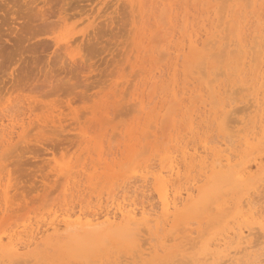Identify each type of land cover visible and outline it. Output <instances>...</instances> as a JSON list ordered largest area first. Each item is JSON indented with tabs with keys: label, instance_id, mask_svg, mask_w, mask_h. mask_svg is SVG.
<instances>
[{
	"label": "rangeland",
	"instance_id": "obj_1",
	"mask_svg": "<svg viewBox=\"0 0 264 264\" xmlns=\"http://www.w3.org/2000/svg\"><path fill=\"white\" fill-rule=\"evenodd\" d=\"M250 1L0 0L2 242L7 241V236L17 235L23 240L29 229L41 231L56 217L61 219L67 214L72 219L78 214L85 217L113 209L117 203L144 207L157 222L141 227L134 243L127 242L119 230L100 238L60 236L49 241L43 238L21 251L19 259L32 256L21 261L25 264H185L189 258L191 264H242V261L258 264L255 257L260 260L264 253V227L261 229L257 221L264 218V183L260 181L264 179V143L261 142L264 141V47L259 52L264 40L255 35L260 34L256 30L261 28L259 36L264 39V17L260 16L264 12V0ZM255 3L257 7L253 8ZM196 38H200V43L198 39L197 44L192 41ZM204 44H208L206 50ZM250 45L255 47L253 53ZM239 47L244 54L237 52ZM255 53L256 58H252ZM250 58H255L256 63L249 62ZM236 65H240L238 69ZM252 101L256 105L250 106ZM211 102L219 105L211 107ZM228 106L231 115L225 109ZM258 106L262 111L259 110L260 118L256 114ZM239 128L242 131L237 132ZM215 147L231 154L230 164L237 163V166L232 163L231 171L244 164L251 165L243 183L238 184L228 173L210 169ZM173 159L181 178L173 177L169 183L174 185L175 178L173 187L179 188L185 198L165 220L153 176ZM185 188L194 194L188 200ZM244 196L247 198L244 203L249 198L253 204L251 211L243 203ZM258 205L263 209L257 208ZM241 207L247 208V216ZM254 209H260V214ZM212 221L215 222L211 224ZM239 221L243 226H257L259 230L254 227L253 232L262 233V237L254 236L256 241L251 243L255 234L251 235L247 255L245 249L240 251L244 252L242 256L239 251L235 256L232 252L229 256L235 258L234 262L222 263L211 256L213 246L207 242L215 236L229 237V231L237 228ZM180 226L185 229L179 232L175 228ZM201 229L205 233L201 234ZM171 231L174 233L169 235ZM195 234L197 237L192 240ZM144 238L150 247L147 243L141 246ZM191 241L193 248L188 249ZM250 243L257 245L256 248ZM177 258L183 262H176ZM2 260L0 264L11 263ZM259 264H264V258Z\"/></svg>",
	"mask_w": 264,
	"mask_h": 264
},
{
	"label": "bare ground",
	"instance_id": "obj_2",
	"mask_svg": "<svg viewBox=\"0 0 264 264\" xmlns=\"http://www.w3.org/2000/svg\"><path fill=\"white\" fill-rule=\"evenodd\" d=\"M205 1V0H204ZM250 1V0H249ZM251 2V1H250ZM250 2H248V6H250L249 5V3ZM256 2H257V0H256ZM259 2V1H258ZM263 2V1H262ZM260 3V2H259ZM137 4V3H136ZM253 4V3H252ZM257 3H255L254 4V7L253 8H256L255 7V5H256ZM259 5V4H258ZM262 5V4H261ZM260 5V6H261ZM264 5V4H263ZM264 7V6H263ZM258 9V8H257ZM254 10V9H253ZM261 11H262V9H261ZM257 12V11H256ZM255 12V13H256ZM259 12V11H258ZM167 13V12H166ZM264 13V12H263ZM262 13V14H263ZM230 14V13H229ZM260 15V16H262V17H264L263 15ZM141 15V14H140ZM139 15V16H140ZM258 15V13H256V16ZM242 16V15H241ZM259 16V15H258ZM239 17V16H238ZM254 17V16H253ZM158 18H159V16H158ZM255 19H257L256 17H255ZM259 20H260V18H259ZM258 20V21H259ZM257 21V20H256ZM257 21V22H258ZM262 21V20H261ZM257 22L255 23V25L257 24ZM259 23V22H258ZM259 24H261V22L259 23ZM264 24V23H263ZM247 25V24H246ZM246 25H245V27H246ZM262 25V24H261ZM261 25H259L260 27H261ZM241 27H242V25H240ZM244 26V25H243ZM257 26V25H256ZM263 26V25H262ZM256 28V27H255ZM240 29H242V28H240ZM246 29H247V27H246ZM260 29L261 28H258L256 31L258 32V30H259V32H258V34L259 35H261V32H260ZM263 30V29H262ZM261 30V31H262ZM153 31H156V30H153ZM238 31H239V29H238ZM246 31V30H245ZM244 31V32H245ZM253 32H255V30L253 29L252 30ZM242 32V31H241ZM257 32H255L256 34H257ZM239 33V32H238ZM263 33H264V31H263ZM240 34V33H239ZM246 34V33H245ZM244 34V35H245ZM248 34H251V33H248ZM242 35V34H241ZM241 35H240V37H241ZM254 35V34H253ZM252 35V37L253 38H255L254 36ZM259 35H255V36H257L260 40H264V39H261V36H259ZM264 35V34H263ZM262 35V38H264V36ZM238 36V35H237ZM251 36V35H250ZM192 37V36H191ZM239 37V36H238ZM239 37V38H240ZM252 37H250V39H248V41L249 40H251V38ZM256 37V38H257ZM189 38H190V35H189ZM188 38V39H189ZM247 38H249V37H247ZM255 38V39H256ZM198 38H196L195 40H192V41H195L196 42V44H197V40ZM200 39V38H199ZM199 39H198V41H199ZM245 39H246V36H245ZM255 39H253L255 42H257L259 39H257V41L255 40ZM247 40V39H246ZM237 41H238V39H237ZM239 41H240V39H239ZM242 41V40H241ZM252 41V40H251ZM251 41H249V42H251ZM214 42V41H213ZM254 42V43H255ZM261 42V41H260ZM259 42V43H260ZM199 43H200V41H199ZM206 43H207V41H206ZM209 43V42H208ZM239 43V42H238ZM241 43V42H240ZM239 43V44H240ZM262 43V45H264L263 44V42H261ZM194 44V43H193ZM239 44H238V46H239ZM251 44V43H250ZM257 43H255L254 45H256ZM70 45V44H69ZM208 44H204V45H202V46H204V49H205V46H207ZM241 45V44H240ZM245 45H247V44H245ZM254 45H250L249 47H250V51L253 53L254 51H255V47H254ZM258 45V44H257ZM261 44H260V46L259 47H261V48H259L258 46L256 47V48H259L258 50H259V52H261L262 53V47H264V46H262ZM241 46H243V45H241ZM190 46L188 45V48H189ZM213 47V46H212ZM253 47V48H252ZM182 49V48H181ZM190 49V48H189ZM239 49H240V47H239ZM238 49V50H239ZM243 49V48H242ZM242 49H240V51H237L238 53L239 52H241V54L243 53L244 54V52H243V50ZM184 50V49H183ZM202 50V49H201ZM206 50V49H205ZM242 50V51H241ZM254 50V51H253ZM257 50V49H256ZM258 50H257V54H258ZM182 51V50H181ZM190 51V50H189ZM232 51V50H231ZM180 52V51H179ZM251 53V54H252ZM260 53V54H261ZM180 54V53H179ZM184 54V53H183ZM249 54V53H248ZM250 54V55H251ZM264 54V53H263ZM178 55V54H177ZM246 55V54H245ZM250 55H248V56H250ZM254 55H256V53L255 54H253L251 57L253 58V56ZM204 56V55H203ZM241 56V55H240ZM258 56H260V55H258ZM258 56H257V58H258ZM263 56V55H262ZM178 57H179V55H178ZM255 57V56H254ZM240 58V57H239ZM245 58V57H244ZM247 58V57H246ZM256 58V57H255ZM255 58L252 60L251 58L249 59V62H250V60L251 61H254L255 63H256V61H255ZM264 58V57H263ZM201 59H204V57H201ZM256 60H258V59H256ZM258 61H260V60H258ZM264 61V60H263ZM239 62H241L240 60H239ZM261 62V61H260ZM264 63V62H263ZM175 64V63H174ZM259 64H261V66H262V63H259ZM258 64V65H259ZM254 65V64H253ZM253 65H251V71L253 70L252 69V67H253ZM237 66V65H236ZM240 66V65H239ZM239 66H237L236 68L238 69V67ZM244 67H246L245 65H244ZM175 69V68H174ZM174 69H173V71H174ZM248 69V68H247ZM255 69H256V67H255ZM233 70V69H232ZM249 70V69H248ZM257 70H259L258 68H257ZM152 71V70H151ZM242 71H244V70H242ZM246 71V70H245ZM248 72V71H247ZM258 72V71H257ZM241 73V72H240ZM244 73V72H243ZM251 74H253V73H255V71L252 73V72H250ZM261 73V72H260ZM240 75V77H241V74H239ZM260 75V74H259ZM264 75V74H263ZM154 76V75H153ZM243 76H244V74H243ZM154 77H156V76H154ZM237 77V76H236ZM151 78V77H150ZM238 78V77H237ZM236 79V78H235ZM250 79V78H249ZM251 79H252V77H251ZM237 81H238V79H236ZM240 81V80H239ZM249 81H251V80H249ZM254 81V80H253ZM264 81V79L262 80V82ZM228 82V81H227ZM231 82H232V80H231ZM259 82H260V80H259ZM258 82V83H259ZM221 83V82H220ZM226 83V82H225ZM175 84H176V82H175ZM234 84V83H233ZM263 84V83H262ZM226 85H228V83H226L224 86H226ZM182 86V85H181ZM214 86H217V85H214ZM229 86H232V85H229ZM209 89H210V87L209 86H207ZM227 87L228 86H226V88H225V93H226V91H227ZM163 88V87H162ZM213 88V87H212ZM216 88V87H215ZM214 88V89H215ZM246 88V87H245ZM250 88V87H249ZM257 88V87H256ZM147 89V88H146ZM171 89H173V88H171ZM190 89V88H189ZM221 89V88H220ZM224 89V88H223ZM177 90V89H176ZM161 91V90H160ZM173 92H174V95H175V90H172ZM191 91V90H190ZM257 91V90H256ZM254 92H255V90H254ZM180 93V92H179ZM212 94H213V92H211ZM184 94H186V93H184ZM211 94V96H213ZM222 94H223V92H222ZM178 95V94H177ZM217 96V95H216ZM253 97H255L254 95H252V100H253ZM180 98V97H179ZM178 98V99H179ZM215 98V97H214ZM224 98H226V97H224ZM260 98H261V96H260ZM177 99V100H178ZM190 99H191V97H190ZM227 99V98H226ZM256 99H257V97H256ZM264 99V98H263ZM173 100V99H172ZM215 99H213V101H214ZM257 100H260V99H257ZM262 100V99H261ZM260 100V101H261ZM212 101V100H211ZM217 101V100H216ZM219 101H221L222 102V100H219ZM219 101H217L218 103H219ZM254 101V100H253ZM253 101H252V104L250 105V106H254V105H256V103L254 104L253 103ZM256 101V100H255ZM173 102H174V100H173ZM201 102H204L203 100H201ZM215 102V101H214ZM214 102H211L212 104L211 105H213V103ZM220 102V103H221ZM263 102V101H262ZM261 102V103H262ZM197 103V102H196ZM217 103V104H218ZM227 103V102H226ZM225 103V104H226ZM232 103V102H231ZM258 103V102H257ZM216 104V103H215ZM214 104V105H215ZM216 104V106H218ZM224 104V105H225ZM264 104V102L262 103V105ZM175 105V104H174ZM192 105V104H191ZM214 105L213 106H211V107H214ZM259 105H261V104H259ZM226 106V105H225ZM224 106V107H225ZM230 107H231V105H230ZM229 106H228V108H225V109H227L228 110V113L227 114H229V112H230V110H229V108H230ZM248 107V106H247ZM259 107V106H258ZM258 107H257V110H258V113H256V114H258L259 115V113L260 112H262L261 111V109H260V107H259V109H258ZM264 107V106H263ZM184 109H185V107H183ZM232 108V107H231ZM230 108V109H231ZM249 108H251V107H249ZM187 109V108H186ZM185 109V110H186ZM252 109H253V107H252ZM187 110H189V109H187ZM240 110V109H239ZM256 110V109H255ZM256 110V111H257ZM259 110H260V112H259ZM208 111V110H207ZM225 111V110H224ZM233 111V110H232ZM252 111V110H251ZM250 111V112H251ZM263 111H264V108H263ZM203 112H205V111H203ZM197 113H199V111L197 112ZM210 113V112H209ZM223 113V112H222ZM264 113V112H263ZM208 114V113H207ZM221 114V113H220ZM261 114V113H260ZM8 115V114H7ZM199 115V114H198ZM226 115V112H225V114H224V116ZM229 115H231V114H229ZM212 116V115H211ZM260 116L261 115H259L258 117L260 118ZM186 117V116H185ZM198 117V116H197ZM205 117H206V115H205ZM205 117H204V119L203 120H206L207 119V117H206V119H205ZM213 117V116H212ZM211 117V119L213 120V118ZM255 117V116H254ZM194 118V117H193ZM217 118V117H216ZM224 118H226V117H223V119ZM227 119V118H226ZM243 119V118H242ZM256 119V118H255ZM15 120H16V118H15ZM23 120V119H22ZM22 120H21V122H22ZM153 120V119H152ZM185 120H187V117H186V119ZM214 120H215V118H214ZM228 120V119H227ZM262 120V119H261ZM19 121V120H18ZM201 121H202V118H201ZM207 121V120H206ZM206 121H205V123H206ZM224 121V120H223ZM247 121V120H246ZM186 122V121H185ZM208 122V121H207ZM249 122H251V121H249ZM151 123V122H150ZM226 124V120H225V122H223V124ZM241 123V122H240ZM248 123V122H247ZM222 124V125H223ZM242 125L244 124L243 122L241 123ZM252 125V124H251ZM14 126H15V124H14ZM39 127H40V124L38 125ZM194 126V125H193ZM224 126V125H223ZM222 126V127H223ZM259 126V125H258ZM257 126V127H258ZM216 127V126H215ZM256 127V128H257ZM7 128V127H6ZM19 128H20V126H19ZM199 128V127H198ZM225 128V127H224ZM241 128V127H240ZM240 128L237 130L236 129V131L238 132L239 130H240ZM243 128V127H242ZM245 128V127H244ZM195 129V128H194ZM221 129H223V128H221ZM177 130V129H176ZM192 130V129H191ZM260 130V129H259ZM1 131V130H0ZM240 131H242V130H240ZM239 131V132H240ZM237 132H235V133H237ZM248 132V131H247ZM249 132H250V129H249ZM259 132V131H258ZM200 133V132H199ZM3 134V133H2ZM8 134V133H7ZM241 134L242 133H240V135L239 136H241ZM248 134H250V133H248ZM259 134V133H258ZM10 135V134H9ZM180 135V134H179ZM178 135V136H179ZM236 135V137H237V135L238 134H235ZM244 135H246V134H244ZM257 135V134H256ZM247 136V135H246ZM174 137V136H173ZM242 137V136H241ZM259 137V136H258ZM262 137V136H261ZM261 137H259V138H261ZM11 138V137H10ZM21 138V137H20ZM179 138V137H178ZM173 139V138H172ZM196 139V138H195ZM248 139V138H247ZM255 139V138H254ZM262 139H264L263 137H262ZM221 140V139H220ZM223 140V139H222ZM240 140H242V139H240ZM253 140V139H252ZM12 141V140H11ZM10 141V142H11ZM173 141V140H172ZM183 141V140H182ZM186 141V140H185ZM212 141V140H211ZM210 141V142H211ZM214 141V140H213ZM238 141V140H237ZM236 141V142H237ZM246 141V140H245ZM179 142V141H178ZM191 142H193V140L191 141ZM201 142V141H200ZM205 142V141H204ZM216 142H218V141H216ZM248 142H249V140H248ZM262 143H264V141L262 140L261 141ZM182 143V142H181ZM184 143V142H183ZM182 143V144H183ZM190 143V142H189ZM194 143V142H193ZM203 143V142H202ZM207 143V142H206ZM208 143H209V141H208ZM222 143V142H221ZM241 143V142H240ZM250 143V142H249ZM4 144H7V143H4ZM167 144V143H166ZM175 144V143H174ZM174 144L172 145V146H174ZM203 144H205V143H203ZM227 144V143H226ZM237 144H238V142H237ZM242 144H243V142H242ZM241 144V145H242ZM246 144V143H245ZM257 144V143H256ZM9 145H11V144H9ZM188 145V144H187ZM210 145V148H211V146H212V148H213V145H211V144H209ZM221 145V144H220ZM220 145H218V146H220ZM244 145V144H243ZM242 145V146H243ZM8 146V145H7ZM170 146V145H169ZM205 146V145H204ZM204 146H201V147H203V149H204ZM217 146V147H218ZM225 146V145H224ZM245 146V145H244ZM252 146V145H251ZM258 146V145H257ZM264 146V145H263ZM10 147V146H9ZM200 147V146H199ZM217 147H215V150H214V152L213 153H211L212 154V160H211V163H210V169L212 170V171H216V172H224V174H229L230 175V177H232L233 179H234V181L235 182H237L238 184H241V183H243L244 181H245V179H246V177L248 176V174H249V172H250V169H251V165L250 164H244L243 166H241V164H239V166H241V167H238L239 169H236V170H234L233 169V171H231V168H232V163H234V162H232L231 164H230V162H231V158H230V155L231 154H229L228 155V152H227V154L226 153H223V150L222 149H220V148H217ZM227 147V146H226ZM225 147V148H226ZM238 147V146H237ZM241 147V146H240ZM5 148H7L8 149V147H5ZM5 148H3V149H5ZM189 148V147H188ZM193 148V147H192ZM206 148H207V146H206ZM217 148V149H216ZM229 148H231V147H229ZM243 148V147H242ZM259 150H260V148H258ZM197 150H199V149H197ZM243 150V149H242ZM242 150H241V152H242ZM263 150H264V148H263ZM206 151H207V149H206ZM237 151V150H236ZM258 151V150H257ZM253 152H255V151H253ZM259 152V151H258ZM258 152H256V154L258 153ZM200 153V152H199ZM234 153V152H233ZM173 154V153H172ZM183 154L185 155L186 154V151H183ZM202 154V153H201ZM208 154V153H207ZM256 154H255V156H256ZM260 154V153H259ZM204 155H205V152H204ZM203 155V156H204ZM233 155V154H232ZM240 155V154H239ZM244 155V154H243ZM252 156L254 155V154H251ZM241 156V155H240ZM240 156H237L238 158L240 157ZM255 156L253 157V159L255 160ZM264 156V155H263ZM263 156H259V157H263ZM235 157V156H234ZM203 158V157H202ZM201 158V159H202ZM247 158V157H246ZM252 158V157H251ZM264 158V157H263ZM165 159H166V157H165ZM200 159V158H199ZM198 159V161H200ZM207 159H209V158H207ZM251 160V159H250ZM166 161H168V160H166ZM187 161V160H186ZM237 161V160H236ZM259 161V160H258ZM161 162V161H160ZM144 163V162H143ZM167 163V162H166ZM198 163V162H197ZM202 163H204V160L202 161ZM238 163H240L239 161H238ZM263 163V162H262ZM209 165V164H208ZM234 166H237V163H234ZM163 167H164V165H163ZM198 167H201V165L200 166H198ZM195 168V167H194ZM202 168V167H201ZM201 168H199V169H201ZM198 169V168H197ZM198 169V170H199ZM195 170V169H194ZM208 170V169H207ZM253 170V169H252ZM180 171H179V167H178V164L177 163H174V159L173 160H169V162L167 163V165L165 164V167H164V170H160L158 173H156V174H154V176L153 175H151V176H153V179H154V183L156 184V187H155V189H156V193H157V197H158V201H159V205H160V208H161V216L162 217H164V219L165 220H167V218L168 217H170L169 215L171 214V213H173V212H176L177 210H178V208H179V205L180 204H183V202H184V198H185V196L183 195V193L181 192V190L179 189V188H174L173 186L175 185V178H174V185L172 184V183H169V182H171L172 180H171V178H173V177H179L180 176V173H179ZM192 172V171H191ZM194 172V171H193ZM154 173V172H153ZM228 176V175H227ZM150 178H152V177H150ZM180 178H181V176H180ZM179 178V179H180ZM182 178H183V176H182ZM204 178V177H203ZM211 178H212V176H211ZM177 180V179H176ZM202 180V179H201ZM201 180H199V182L201 181ZM256 180V179H255ZM254 180V181H255ZM137 181V180H136ZM196 181H198V180H196ZM195 181V182H196ZM261 182H263L264 183V179L263 180H260ZM257 182V181H256ZM114 183V182H113ZM153 183V184H154ZM191 183V182H190ZM198 183V182H197ZM252 184V183H251ZM254 184V183H253ZM257 184V183H256ZM256 184H254V185H256ZM115 185V184H114ZM189 185V184H188ZM193 185V184H192ZM262 185V184H261ZM125 186H127V185H125ZM125 186L123 187V188H125ZM135 186V185H134ZM139 185H137V187H138ZM258 187L260 186V184H258L257 185ZM263 186V185H262ZM182 187V186H181ZM256 186H254V188H255ZM130 188V187H129ZM140 188V187H139ZM190 188V187H189ZM188 188V189H189ZM184 189V188H183ZM187 188H185V193L184 194H186V199L188 198H191L192 196L191 195H194V194H191V192H190V190H188ZM237 189H238V187H237ZM260 189H261V186H260ZM259 189V190H260ZM110 190V189H109ZM256 190H258V189H256ZM114 191V190H113ZM192 191V190H191ZM248 191V190H247ZM252 193H253V189H251L250 190ZM249 191V192H250ZM262 191V190H261ZM111 192H112V190H111ZM129 192V191H128ZM254 192H256V191H254ZM258 192V191H257ZM262 192H264V191H262ZM110 193V192H109ZM142 193V192H141ZM155 193V192H154ZM193 193V192H192ZM232 193V192H231ZM237 193V192H236ZM245 193H246V191H245ZM251 193V195L253 196V194ZM261 193V192H260ZM136 194V193H135ZM229 194V193H228ZM249 195H250V193H248ZM248 194L246 195L247 197H248ZM127 195V194H126ZM139 195H141V194H139ZM156 195V194H155ZM264 195V194H263ZM109 194H108V199H109ZM223 196V195H222ZM251 196V197H252ZM258 196H259V193H258ZM260 196H262V194H260ZM242 197V196H241ZM250 197V196H249ZM253 197H257V196H253ZM252 197V198H253ZM263 197V196H262ZM216 198V197H215ZM222 198V197H221ZM233 198V197H232ZM125 199V198H124ZM187 199V200H188ZM209 199H210V196H209ZM220 199V198H219ZM225 198L223 197V200H224ZM240 199V198H239ZM243 199V203L247 200V198H245V196H244V198H242ZM245 199V200H244ZM257 199V198H256ZM262 199V198H261ZM215 200V199H214ZM227 200V199H226ZM258 200V199H257ZM102 201V200H101ZM139 201V200H138ZM225 201V200H224ZM242 200H240V202H241ZM248 201L250 202V200H249V198H248ZM98 202V201H97ZM140 202V201H139ZM209 203L211 202V201H208ZM232 202V201H231ZM249 202H247V203H244L245 205H248L249 207V211H251L250 209L252 208L251 206H253V204L251 205ZM255 202V201H254ZM253 202V203H254ZM258 202V201H257ZM117 203V202H116ZM220 203V202H219ZM219 203H217V204H219ZM221 203H223V201L221 202ZM111 204V203H110ZM212 204V203H211ZM216 204V205H217ZM236 204H237V202H236ZM241 204H242V202H241ZM240 204V206H243V204L241 205ZM254 204H258V203H254ZM95 205V204H94ZM222 205V204H221ZM244 205V206H245ZM260 206H262L261 204H259ZM258 205V206H259ZM132 206V205H131ZM131 206H128V205H126V204H120V203H117L115 206H114V208L113 209H105L104 211H102V212H100V213H97V212H94V213H91L89 216H85V217H83L82 215H80V214H78V215H76V217L74 218V219H72L71 218V214H67L65 217H63V218H61V219H57V217L55 218V219H52L51 221H49L48 223H46V226H45V228L43 229V230H35V229H29L28 231H27V233L25 234V238L23 239V240H21V237H18V235L17 236H7V241L6 242H2V238L0 237V258H3V260H5V261H9V262H13V264L15 263V264H19V263H23V264H25V261H21L20 259L21 258H23V257H21L20 259H19V256L20 255H22L21 254V251L22 250H24V249H26V248H29L31 245H33L34 243L36 244L37 243V241L38 240H40V239H43L44 238V240H45V238H46V240L47 241H49L50 239H51V237H53V238H55V239H58L60 236L61 237H87V236H90V237H93V238H100V237H106V236H108V235H110L113 231H115V230H119L123 235H124V237L126 238V241L127 242H130V243H134V242H136V239H137V237H136V235H138L137 234V232L138 231H140V228L141 227H144V226H149V223L152 221V222H154L156 225H157V222L154 220L153 221V219H151L150 218V216H151V212L149 211V210H146L144 207H140V208H137V207H131ZM208 206H209V204H208ZM231 206H232V203H231ZM230 206V207H231ZM239 206V207H240ZM255 206H257V205H255ZM257 207V208H260L261 210L263 209V208H261V207ZM207 207V206H206ZM226 207V206H225ZM229 207V208H230ZM235 207H236V205H235ZM235 207H234V209H235ZM239 207H237V209L239 208ZM96 208V207H95ZM157 208V207H156ZM198 208V207H197ZM203 209L205 208V207H202ZM208 208V207H207ZM216 208H217V206H216ZM241 208H244V207H241ZM253 208H256V207H253ZM256 208V209H257ZM220 209V208H219ZM236 209V210H237ZM245 209V210H244ZM243 209V214L245 213V215H246V213L248 212L246 209L247 208H244ZM259 209V210H260ZM212 210H213V206H212ZM258 210V211H259ZM205 211H206V209H205ZM209 211H211V210H209ZM247 211V212H246ZM254 211H256V212H258L257 210H255L254 209ZM254 211H252V214H251V212L249 213L250 215H252V217L254 218ZM89 212H91V211H89ZM223 212V211H222ZM231 212H233V210L231 211ZM230 212V213H231ZM240 212V211H239ZM255 212V213H256ZM260 212V211H259ZM258 212V214H260ZM262 212V211H261ZM217 213V212H216ZM224 213V212H223ZM263 213H264V210H263ZM262 213V214H263ZM88 214V213H87ZM208 214V213H207ZM211 214V213H210ZM218 214H219V212H218ZM221 214V213H220ZM226 214H227V212H226ZM240 214V213H239ZM215 215V214H214ZM236 216H237V214H236ZM240 216V215H239ZM242 216V215H241ZM247 216V215H246ZM249 216V215H248ZM258 217L260 216V215H257ZM257 216H255V217H257ZM262 216V215H261ZM264 216V215H263ZM59 217V216H58ZM201 217V216H200ZM224 217V216H223ZM243 217H244V215H243ZM52 218V217H51ZM216 218V217H215ZM238 218V217H237ZM250 218V217H249ZM219 219V218H218ZM217 219V220H218ZM239 219V218H238ZM251 219V218H250ZM256 219V218H255ZM255 219H253V220H255ZM257 219H259V218H257ZM217 220H215L216 222H217ZM241 220H242V217H241ZM245 221L247 220V218L246 219H244ZM259 220H261V219H259ZM259 220H257L259 223V227L262 229V227H264V218H262V220L261 221H259ZM208 221V223H209V220H207ZM214 221V222H215ZM230 221V220H229ZM228 221V222H229ZM243 221V220H242ZM251 221V220H250ZM256 221V220H255ZM192 222V221H191ZM213 221L211 222V224L212 223H214ZM179 223V222H178ZM189 223V222H188ZM195 223V222H194ZM208 223H206L207 224V226L209 225ZM218 223V222H217ZM238 224H239V226H237V228H235L234 230H232V231H229L230 233H231V235L228 237L225 233V235L227 236V237H222V238H216V236H215V239H213V240H211V241H208L207 242V245H210V246H213L212 247V249L210 250V254H211V256L213 257V258H216V259H219V261H221L222 263H226L227 261H228V263H230L229 261H233L234 262V260H235V258H232V256H229L232 252V255H234L235 256V254L236 255H238V251H239V254L242 256V254L245 252V254L244 255H247V250H246V248L248 249V247H247V244H248V237H251V235H253V234H255V235H253V237H252V239H253V241H251V243L253 242L254 243V240L256 241V237L257 236H259V234L260 233H257V232H253V230L255 229L254 227H256V229L258 228L257 226H251V224L250 225H245V226H243L244 224H243V222H242V224H240L241 223V221H239V222H237ZM255 223V222H254ZM206 224H204V225H206ZM37 225V224H36ZM160 225V224H159ZM181 225V224H180ZM191 225V224H190ZM200 225V224H199ZM229 225V224H228ZM227 225V226H228ZM243 226V227H241V226ZM253 225V224H252ZM166 226V225H165ZM201 226V225H200ZM207 226H205L204 228H206ZM235 226H236V223H235ZM29 227V226H28ZM161 227V226H160ZM181 227L182 226H180V227H178V228H175V229H178V231L180 232V230L182 231V230H184L185 228H183L182 227V229H181ZM234 227V226H233ZM145 228V227H144ZM180 228V229H179ZM188 228V227H187ZM222 229V228H221ZM224 229H226V228H223V230ZM228 229V228H227ZM189 230V229H188ZM194 230V229H193ZM257 230H259V228L257 229ZM50 231V232H49ZM61 231H64V233H63V235H60L61 234ZM201 231H202V233L201 234H203V233H205V231H203L202 229H201ZM49 232V233H48ZM142 232H146L145 230L143 231L142 230ZM191 232V231H190ZM219 233H220V231H218ZM217 232V233H218ZM228 232V231H227ZM228 232V233H229ZM260 232V231H259ZM174 233V231L172 232H169V235H172V234ZM197 233V232H196ZM221 233H223V232H221ZM146 234V233H145ZM163 234V233H162ZM166 235H167V233H165ZM187 234H189V233H187ZM190 234H192V233H190ZM189 234V235H190ZM200 234V235H201ZM197 234H195L194 236H192V240H193V238L196 236ZM199 235V236H200ZM262 235V233L260 234V236ZM3 236V235H2ZM140 236H143V235H140ZM162 236V235H161ZM161 236H160V238H161ZM220 236V235H219ZM222 236V235H221ZM254 236H256V237H254ZM263 237H264V235H262ZM261 236V237H262ZM5 237V236H4ZM159 236H157V238H158ZM166 237H168V236H165V238ZM188 237V236H187ZM197 237V236H196ZM201 237V236H200ZM199 237V238H200ZM153 237H151V239H152ZM165 238H162L161 240H163L164 241V239ZM172 237H169V239H171ZM184 238V237H183ZM186 238V237H185ZM257 238H259V237H257ZM169 239H168V241H169ZM142 241V243H140L141 244V246L143 247L144 245H142V244H148L149 242H146V240H145V238L144 239H141ZM143 240H144V242H143ZM154 240V239H153ZM187 241H188V239H186ZM104 242H105V244L107 243V241L104 239ZM186 242V241H185ZM189 242V241H188ZM195 243H197V240L194 242V244ZM250 243V244H251ZM258 243V242H257ZM256 242H255V244H257ZM179 244V243H178ZM190 246H188V249L189 248H193V243H192V241H191V243H188ZM253 245V244H251L253 247L255 246V248H256V246L258 245ZM149 245V244H148ZM186 245V244H185ZM180 246H182V245H180ZM195 246V245H194ZM149 247H150V245H149ZM148 247V248H149ZM250 248H251V246H249ZM148 248H146V249H148ZM153 248H154V246H153ZM152 248V249H153ZM169 248V247H168ZM254 248V249H255ZM145 249V248H144ZM152 249L150 250V251H152ZM160 249V248H159ZM243 249H245V250H243ZM253 249V250H254ZM129 250V249H128ZM186 250V249H185ZM241 250H243L244 252L241 254L240 253V251ZM134 253H135V251L134 250H132ZM256 251H257V249H256ZM255 251V252H256ZM254 252V251H253ZM132 254V253H131ZM140 254H141V252H140ZM143 254V253H142ZM264 254V253H263ZM262 254V256H264ZM36 255V254H35ZM129 255V254H128ZM145 255H147V254H145ZM177 255V254H176ZM209 255V254H208ZM244 255H243V257H244ZM248 255H249V253H248ZM256 255H259V254H257L256 253ZM40 256V255H39ZM38 256V257H39ZM120 256H122L121 254H120ZM120 256H118L119 258H120ZM133 256V255H132ZM134 256L136 257L137 255L136 254H134ZM210 256V255H209ZM240 256V257H241ZM260 256H261V254H260ZM261 256V258H260V260L261 259H263L264 257H262ZM30 257H32V256H30ZM30 257H25V258H29V260L31 259ZM41 257V256H40ZM130 256H128L127 258H129ZM134 257V258H135ZM138 257V256H137ZM249 257V256H248ZM254 257V255L252 256V258ZM19 259V262H18V259ZM25 258H23V259H25ZM43 258V257H42ZM211 258V257H210ZM225 258V259H224ZM250 258V257H249ZM256 258V260L254 261L255 263L257 262V260H258V264H259V259H257V256L255 257ZM258 258H259V256H258ZM36 259H38V258H36ZM189 260V258H186V260ZM207 259V258H206ZM209 259V258H208ZM215 259V260H216ZM240 259H242V257L240 258ZM240 259H238L239 261H240ZM246 259V258H245ZM2 260V261H3ZM17 260V261H16ZM88 260V259H87ZM120 260V259H119ZM178 260H180L179 258H177L175 261L176 262H178ZM185 261L187 264H191V262H190V260L189 261ZM21 261V262H20ZM32 261V260H31ZM38 261V260H37ZM86 261V260H85ZM123 261H125V260H123ZM138 261H139V259H138ZM174 261V260H173ZM180 261H182V260H180ZM195 261V263H196V260H194ZM218 261V262H219ZM253 261V260H252ZM263 261V260H262ZM1 262V261H0ZM8 262V263H9ZM39 262H40V260H39ZM97 262V261H96ZM183 262V261H182ZM233 262H231V263H233ZM253 262V263H254ZM5 263H7V262H2V264H5ZM10 263V264H11ZM34 263V262H33ZM126 263H128V262H126ZM185 263V264H186ZM236 262H234V264H235ZM240 263V262H239ZM242 264L244 263L243 261L241 262ZM72 264V263H71ZM124 264V263H123ZM136 264H139V263H136ZM179 264V263H178ZM219 264H221V263H219ZM251 264H252V262H251Z\"/></svg>",
	"mask_w": 264,
	"mask_h": 264
}]
</instances>
